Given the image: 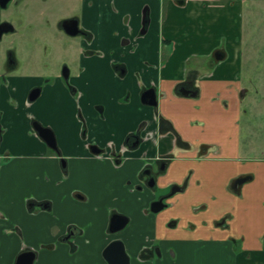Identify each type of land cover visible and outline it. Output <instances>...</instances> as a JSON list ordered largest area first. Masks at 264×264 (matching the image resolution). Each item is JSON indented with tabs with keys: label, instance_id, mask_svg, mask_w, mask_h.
Listing matches in <instances>:
<instances>
[{
	"label": "crops",
	"instance_id": "obj_1",
	"mask_svg": "<svg viewBox=\"0 0 264 264\" xmlns=\"http://www.w3.org/2000/svg\"><path fill=\"white\" fill-rule=\"evenodd\" d=\"M242 1L93 0L83 12L92 37L83 47L91 54L73 66L75 92L56 84L29 101L26 91L39 78L18 76L0 85V264H15L27 250L35 253L33 264H108L103 250L120 238L129 264H164L166 254L156 261L137 254L155 229L165 238L162 219L176 223L162 246L176 251L169 264H264V157L235 155V131L246 113L239 95ZM144 3L149 24L139 34ZM192 74L195 96L180 91L191 88L185 79ZM149 90L156 106L141 100ZM32 120L49 127L55 149ZM142 123L141 142L126 148ZM168 128L179 133L164 134ZM176 135L215 151L200 160L188 159L193 151L179 152L185 158L172 179L192 168L201 186L191 183L176 194L158 220L144 214L152 195L135 189L140 180L131 171L165 154ZM115 154L123 164H114ZM242 175L248 178L233 183ZM200 204L205 207L192 213ZM113 212L132 221L126 230L109 232ZM226 214L225 227L213 224Z\"/></svg>",
	"mask_w": 264,
	"mask_h": 264
},
{
	"label": "flooded vegetation",
	"instance_id": "obj_2",
	"mask_svg": "<svg viewBox=\"0 0 264 264\" xmlns=\"http://www.w3.org/2000/svg\"><path fill=\"white\" fill-rule=\"evenodd\" d=\"M75 1H78L79 12L75 11ZM98 1L101 2L100 4H103L105 0ZM99 2H97L96 5H99ZM92 3L93 0H0V85H5L10 78L18 76L39 78L41 82L39 81V83L33 84L26 91L29 101L41 97L44 93H47V87L55 86L56 84L63 85V87L69 92H75L76 88L71 83V78L74 73L73 66L81 56L91 54V50L84 49L83 47L92 39L91 33L83 25V12ZM113 3L114 0H111L110 4L112 5ZM57 5L61 6L60 8L55 9ZM141 10L142 20L138 33L144 34L149 24L147 4L144 5V7L142 6ZM32 11L33 14L37 16V21L40 24H44L47 30L55 29L57 33L62 34L64 37L61 47L59 45L49 46L48 42L42 41L43 45L41 54L44 55L46 59L43 63L40 62L35 65L31 62L21 64L20 59L17 56V48L14 46L12 38L33 26V18L31 15H28V13L30 14ZM129 20L130 17L128 15L124 16V22H129ZM127 41L129 40L126 38H123L122 40L123 43H127ZM54 52H60L57 58H53L52 53ZM217 53L218 50L215 49L213 54H211L209 61L214 62ZM22 65H24L25 68L28 67V69L21 72L20 69L22 68ZM196 79L197 76L195 74H192L191 76L189 75V78L185 79V83L188 82L191 88H183L180 89V91L185 95L195 96L197 94ZM239 92V95L242 98L246 96V92H249V90L248 88L243 87ZM156 105L157 102L154 106ZM31 125H33V128H35V126H41L39 122L34 120H32ZM143 127L144 123L140 124L136 132L131 134V139L125 142L126 148H135L139 145L141 142L140 133L143 131ZM46 128L49 129V127ZM171 132L172 134H175L174 132H178V130L168 128L164 134H170ZM148 135L152 136L151 132L148 133ZM178 136L179 135H176L174 141L170 142L171 145L167 147V152L165 154L157 156L156 159L145 161L137 171H131L134 175H138L140 180V183L135 186L136 190L144 192V190H148L147 188H149L153 193L157 188L165 190L157 198L151 196L148 204L149 210L155 215L153 217H158V220H160L159 216L162 215V212L165 213L169 208L173 207V197L176 194L184 193L187 190L189 191L192 186L191 183L195 184L194 187L201 186V183L198 182L197 179L192 180V168L188 169V171L182 176L181 180L177 181L174 180L175 178L172 179V177L179 175V159L185 158L180 156L179 152L193 151L195 155L189 156L188 159L200 160L206 154L215 151L214 145L198 144L195 146L187 140L185 142L179 139ZM113 160L116 166L121 165L124 162V159L119 154H115ZM247 178V175L239 176L233 181V183L237 184L236 182L238 179L239 181H243ZM228 186L231 189V181ZM150 194L152 195L151 192ZM193 198L194 197L191 199ZM158 200H160L162 206L158 210H152L151 202ZM147 207L144 214H149ZM203 207H205V204L192 206L191 212L196 213L200 211V209H203ZM113 214L119 213L113 212L112 215ZM111 216L108 224V230L110 233H117L126 230L132 222L127 216H125L127 218L126 224L119 230L110 231L109 225ZM229 218V214H226L220 220H214L213 224L215 226L219 225L225 227L226 221ZM161 221L165 238H157L156 229L155 234L151 236V238L146 236L148 243H142L137 251L140 259L144 258L143 254H153L156 257H159L160 254H176V251L171 244H166L168 246L162 248L163 242L168 240V233H166L167 230L172 228V226H175L176 223L172 219H169L168 221L162 219ZM155 222H157V219ZM188 228L189 230L194 231L195 224L189 221ZM115 240H119L123 243L125 253L128 254L124 241L120 238L113 239L110 242Z\"/></svg>",
	"mask_w": 264,
	"mask_h": 264
},
{
	"label": "rangeland",
	"instance_id": "obj_3",
	"mask_svg": "<svg viewBox=\"0 0 264 264\" xmlns=\"http://www.w3.org/2000/svg\"><path fill=\"white\" fill-rule=\"evenodd\" d=\"M242 2L239 14L243 62L240 81L244 87L248 88L250 95L240 98V106L246 110V113L240 115L239 126L235 131L237 142L235 155L244 161L248 157L258 155L264 157V2L254 3L247 0ZM144 5L146 3L143 7ZM60 6L57 5L55 9ZM75 11L79 12L78 1H75ZM28 15L33 18V26L18 36H13L12 41L17 48V56L21 64L31 62L35 65L46 61L44 55L41 54L42 41L48 42L49 46L59 45L61 47L64 36L57 33L55 29L47 30L44 24L37 21V16L33 14V11ZM59 54L60 52L52 53L53 58H57ZM25 69L28 67L25 68L22 65L20 71ZM255 92H258V95ZM147 189L154 198L159 197L165 191L157 188L153 193L151 189ZM147 209L151 216H155L149 210V206ZM195 251L196 249H192L190 253L195 254ZM154 258H156L155 261L159 259L156 256ZM170 261L171 254H166L164 264H169Z\"/></svg>",
	"mask_w": 264,
	"mask_h": 264
},
{
	"label": "water",
	"instance_id": "obj_4",
	"mask_svg": "<svg viewBox=\"0 0 264 264\" xmlns=\"http://www.w3.org/2000/svg\"><path fill=\"white\" fill-rule=\"evenodd\" d=\"M141 100L149 105L156 104L155 92L149 90V92H143ZM35 129L39 135L45 140V142L55 149V140L53 133L44 127L35 126ZM162 206L160 200L151 202V209L158 210ZM127 222V218L121 214H113L111 216L109 229L110 231H116L121 229ZM103 256L108 264H129V258L125 253L123 243L119 240L110 242L103 251ZM35 253L31 250L23 251L16 259L15 264H33Z\"/></svg>",
	"mask_w": 264,
	"mask_h": 264
}]
</instances>
